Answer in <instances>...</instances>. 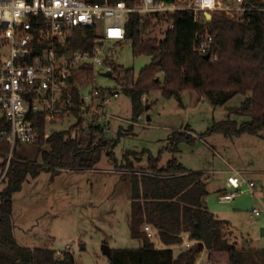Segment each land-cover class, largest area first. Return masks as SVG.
I'll list each match as a JSON object with an SVG mask.
<instances>
[{"label":"trees","instance_id":"1","mask_svg":"<svg viewBox=\"0 0 264 264\" xmlns=\"http://www.w3.org/2000/svg\"><path fill=\"white\" fill-rule=\"evenodd\" d=\"M86 1L104 3V0ZM115 1L119 0H110ZM124 1L134 5L137 0ZM243 5L253 9L245 11L239 19L214 11L208 22L203 12L195 18L192 11L185 9L163 15L128 14L124 40L131 42L134 56L150 57V63L136 77L132 69L114 68L116 80L131 101L133 119L143 112L142 97L146 93L159 90L165 98L181 103V92L189 90L205 97L213 106H223L235 96L242 97L230 112L246 120L227 118L211 125L207 134L231 137L257 135L264 130V0H244ZM168 21L173 26L166 28L162 38L147 37L153 27ZM205 32L213 38L208 59L194 49L199 35ZM93 45L91 30H77L71 43L72 48L81 50H90ZM82 120L79 117L69 130L53 132L45 140L44 126L39 123V138L34 143L40 148L47 147L41 151L42 163L10 161L4 188L0 190V264H75L73 255L67 251L57 256L52 249L18 245L12 232L11 214L13 194L21 189L28 175L36 178L43 170L51 169H94L103 155L117 163L113 152L117 140L107 139L102 127L89 125L85 135H69L73 128L83 131ZM190 138L174 131L170 152H177L178 144L190 142ZM0 152H8L7 143L0 144ZM126 156L125 164L118 168L129 171L122 175L131 174L129 232L131 238L141 239L143 245L136 249H110V264H194L201 251L199 243L209 255L225 252L229 264L243 263L241 256L252 249L238 248L226 239L227 222L218 219L205 205L208 191L202 173L187 170L175 157L164 167H158V158L149 157L146 169L141 170L145 173L138 175ZM145 223L153 227L165 246L182 244L183 235L193 243L177 254L170 248L156 249L141 230Z\"/></svg>","mask_w":264,"mask_h":264},{"label":"rangeland","instance_id":"2","mask_svg":"<svg viewBox=\"0 0 264 264\" xmlns=\"http://www.w3.org/2000/svg\"><path fill=\"white\" fill-rule=\"evenodd\" d=\"M221 8L230 0H218ZM193 0H175L178 6H185ZM139 4V0L135 2ZM222 11V10H219ZM224 12V11H222ZM200 16L201 13L198 12ZM153 21V20H152ZM102 24L98 25L99 30ZM166 30V23L153 27L148 31L147 37L162 38ZM146 38V36L144 37ZM108 53L112 52V64L124 69H132L136 77L140 69L150 63L146 55L134 56L130 41L121 43L105 41ZM97 86L117 91L118 97L113 98L109 104L103 105L105 113L119 117L123 124L131 118V101L123 93L122 85L112 74L104 77L95 75ZM148 98L141 113V123H148V127H133L131 132H123L118 136L113 119L102 117L97 119L106 138L117 140L113 149L116 164L103 155L93 170H43L36 178L27 176L21 189L13 194L11 224L16 241L23 247L46 248L60 252L67 248L72 252L76 264H110L109 258L103 253V246L109 249L136 248L138 240L132 239L129 232L128 218L131 204L129 177L131 174L122 175L123 170L118 166L124 165L126 160L133 162L134 171L140 175L146 169L149 157L158 158V167H164L171 157L167 149L169 136L174 128L188 125L198 134L205 132L208 127L219 119H240L241 116L230 113L223 106H213L205 98L198 102L192 91H185L181 97L183 106L179 107L174 98H165L158 90H152L144 95ZM239 97L234 99L236 104ZM147 116L150 118L146 120ZM76 117L69 116L61 122H56L53 127L56 131H66L76 122ZM184 123V124H183ZM90 120L86 118L79 128L71 129L69 135H85ZM107 124L108 127H107ZM211 143L217 140V134H200ZM46 146L39 147L33 142H17L12 152L14 159L25 160L41 164V151ZM198 155L183 153L187 161L195 157L199 163L207 165L209 153L204 147ZM5 153L0 152V190L4 188L1 176L5 168ZM129 172V171H126ZM211 176L207 181L208 195L206 203H211L219 210V218L227 219L229 226L225 232L228 241L236 244L238 248H245L241 256L242 264H264V202L261 195L243 196V205L238 212L231 208V203H221L217 199L216 187L220 184ZM255 186L256 183L254 182ZM218 189V188H217ZM245 190V188H244ZM244 192V191H243ZM257 208L261 214L251 218L250 211ZM57 254V256H59ZM212 261V262H211ZM211 264H229L225 252L211 255Z\"/></svg>","mask_w":264,"mask_h":264},{"label":"built area","instance_id":"3","mask_svg":"<svg viewBox=\"0 0 264 264\" xmlns=\"http://www.w3.org/2000/svg\"><path fill=\"white\" fill-rule=\"evenodd\" d=\"M243 3L230 0L221 8L218 0H193L185 6L166 0H139L138 5H128L124 0H104L102 4L86 0H0V144H8L1 181L14 159V145L38 140L39 123L44 126L45 140L57 132L53 125L69 116L81 117L82 122L88 118L90 125L99 127L97 119L102 117L121 121L102 109L118 97V92L97 86L95 75L112 76L113 54L106 51L105 41L119 44L124 40L128 14L163 15L185 9L198 18V12L222 10L239 19L253 9ZM172 26L171 21L166 23V28ZM77 30L92 31L94 45L90 50L71 47ZM212 42L211 34L205 32L199 35L194 49L201 55L210 54ZM255 187L253 181L235 172L217 199L229 203L244 188L254 194ZM252 214L257 216L260 211L254 208ZM141 230L148 238L154 236L150 224H143Z\"/></svg>","mask_w":264,"mask_h":264},{"label":"crops","instance_id":"4","mask_svg":"<svg viewBox=\"0 0 264 264\" xmlns=\"http://www.w3.org/2000/svg\"><path fill=\"white\" fill-rule=\"evenodd\" d=\"M229 2V1H228ZM227 2V3H228ZM159 91V90H158ZM185 91L189 90H184L181 92V97ZM193 92V91H192ZM194 93V92H193ZM194 95L197 97L198 102L202 101L205 99V97H199L195 93ZM236 97H239V100L237 101L236 104H233L232 101L236 99ZM148 98H144V102H147ZM242 100L241 96H235L233 99L228 101L223 107L227 109L229 112L232 108H235L239 105L240 101ZM178 102V101H177ZM179 107L183 106L182 103L178 102ZM150 108V105H147V109ZM145 109V110H147ZM232 113V112H230ZM234 114V113H233ZM132 115V112H131ZM236 115V114H234ZM115 116V115H114ZM227 118H230L228 115L226 118L219 119L216 122L224 121ZM150 118L147 116L146 120H149ZM231 119V118H230ZM140 120H142V117L139 115L138 118L133 119L128 118L125 124L122 123V121L119 120H114L113 121L116 123V125L113 127L114 131L116 130V133L118 136H121L123 132H131L133 130V127H148V123H141ZM237 122H241L246 120L245 117H240L239 121L238 119H233ZM107 122H109L107 120ZM214 122V123H216ZM184 124V123H183ZM109 124H107L108 127ZM83 128V127H81ZM209 128V127H208ZM207 128V130H208ZM206 130V131H207ZM174 131L178 132H183L187 135H189L190 142H181L178 144V151L175 153H171L169 148H170V140H169V145L167 146V149L170 153V158L175 157L176 160L183 165L187 170L191 172H200L202 173V179L205 181L206 187H207V181L211 179V176L215 177V181L217 182V179L220 180V185L216 187V194L220 191L226 190V181L227 178L231 175H233L235 172H239L242 177H244L248 181H253L256 183V187L254 190V194L248 191L247 189L244 190V192L239 193L240 195L242 194H249L250 196L254 195H261L262 198L261 200L264 202V191L262 188L264 187V130L258 133L257 135H250V134H241L238 136H226L221 133H209V135L217 134V140H211V143L207 140H204L200 134H206L205 132H202L198 134L196 131L188 127V125H181L179 128H174L169 136V139H171L172 133ZM105 134V133H104ZM109 139V138H107ZM204 147L206 149V152L209 153V162L207 165H203L202 163H199V158L195 157V159L190 158L187 161V158H183L184 154L183 153H190V155H198L199 151H202V148ZM169 158V159H170ZM168 159V160H169ZM110 161V160H109ZM167 163V162H166ZM67 170V169H65ZM93 170V169H91ZM122 173H125V170H121ZM140 174L145 173L144 171H140ZM218 188V189H217ZM207 189V188H206ZM238 194L234 197L236 198ZM233 198V199H234ZM231 203V202H229ZM228 203V204H229ZM243 203V196H239L234 202L231 203V208L234 209L235 212H238L240 208L242 207ZM205 205L207 209L212 212L218 219H221L225 222H227V226H229V222L227 219H222L219 218V210L217 207L212 205L211 203H206V198H205ZM254 208H252L253 210ZM252 210L249 212L250 217L254 218L257 216H254L252 214ZM129 221V219H128ZM228 228V227H227ZM264 230V229H262ZM154 236L152 238H148L153 244L156 249H167L170 248L173 250L174 254H177L179 251L187 249V243L191 245L193 242L189 241L187 239L186 235H183V242L182 244L179 245H174V246H165L157 236L155 230L153 229ZM264 235V234H263ZM262 235V236H263ZM14 236V235H13ZM226 237V235H225ZM133 239V238H132ZM228 240V238L226 237ZM16 240V239H15ZM138 240V246L136 248H141L143 245V242L141 239H136ZM17 242V241H16ZM231 243L230 241H228ZM18 245L22 246L17 242ZM233 244V243H231ZM236 245V244H235ZM23 247V246H22ZM30 249H34V247H29ZM127 248V247H123ZM121 248V249H123ZM135 248V249H136ZM131 249V248H127ZM55 251V250H54ZM65 251L72 252L67 248ZM56 255L59 254L60 252L55 251ZM64 252V251H62ZM218 252H214L212 254H215ZM211 254V255H212ZM73 255V254H72ZM211 255H209L208 251L201 247V251L195 261L194 264H211ZM60 256V255H59ZM75 261V260H74ZM211 261V262H210ZM76 264V263H75Z\"/></svg>","mask_w":264,"mask_h":264},{"label":"water","instance_id":"5","mask_svg":"<svg viewBox=\"0 0 264 264\" xmlns=\"http://www.w3.org/2000/svg\"><path fill=\"white\" fill-rule=\"evenodd\" d=\"M203 16L205 18V22L210 21V19L212 17V15H211V13L209 11L203 12ZM204 58L208 59L209 58V54L204 55ZM103 75L108 77L110 74L106 73V74H103ZM145 109H147V106L145 107ZM263 234H264V230H261V235H263ZM199 246L201 248L202 247V243H199ZM102 250H103V253L109 258L110 257V249H109V247L107 245H104Z\"/></svg>","mask_w":264,"mask_h":264}]
</instances>
